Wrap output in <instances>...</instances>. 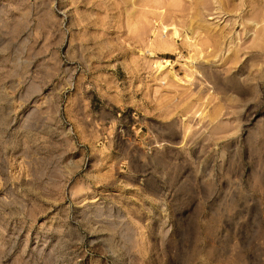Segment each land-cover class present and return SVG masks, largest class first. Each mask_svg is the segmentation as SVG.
<instances>
[{"label": "rangeland", "instance_id": "rangeland-1", "mask_svg": "<svg viewBox=\"0 0 264 264\" xmlns=\"http://www.w3.org/2000/svg\"><path fill=\"white\" fill-rule=\"evenodd\" d=\"M0 264H264V0H0Z\"/></svg>", "mask_w": 264, "mask_h": 264}, {"label": "bare ground", "instance_id": "bare-ground-1", "mask_svg": "<svg viewBox=\"0 0 264 264\" xmlns=\"http://www.w3.org/2000/svg\"><path fill=\"white\" fill-rule=\"evenodd\" d=\"M168 62V61H167Z\"/></svg>", "mask_w": 264, "mask_h": 264}]
</instances>
